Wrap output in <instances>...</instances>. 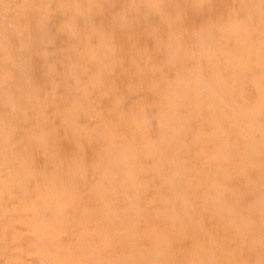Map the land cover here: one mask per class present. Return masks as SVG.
<instances>
[{
	"label": "rangeland",
	"instance_id": "374dc122",
	"mask_svg": "<svg viewBox=\"0 0 264 264\" xmlns=\"http://www.w3.org/2000/svg\"><path fill=\"white\" fill-rule=\"evenodd\" d=\"M262 72L264 0H0V264H264Z\"/></svg>",
	"mask_w": 264,
	"mask_h": 264
},
{
	"label": "bare ground",
	"instance_id": "6f19581e",
	"mask_svg": "<svg viewBox=\"0 0 264 264\" xmlns=\"http://www.w3.org/2000/svg\"><path fill=\"white\" fill-rule=\"evenodd\" d=\"M238 44H241V43H238ZM244 44H245V43H244ZM215 45H216V44H215ZM257 45H258V44H257ZM261 45H262V44H261ZM217 46H218V45H217ZM217 46H216V48L219 47V46H218V47H217ZM238 46H239V45H238ZM243 46H244V47H243ZM243 46H242V48L244 49V52H243L244 54H245L249 49H251V48H249V45L247 46V44H246V46H247V49L249 48L248 50L246 49L245 45H243ZM252 46H254V45L252 44ZM232 48H233V47H232ZM252 48H253V47H252ZM256 48H257V47H255V49H256ZM257 49H259V48H257ZM257 49H256V51H257ZM219 50H220V49H219ZM235 50H236V49H235ZM259 50H260V49H259ZM233 51H234V50H233ZM252 51H254V50H252ZM252 51H251V52H252ZM256 51H255V52H256ZM231 52H232V51H231ZM236 52H237V50H236L234 53H236ZM261 54H262V53H261ZM261 54H260V55H261ZM246 55H248V54H246ZM255 55H256V54H255ZM239 56H240V55H239ZM250 56H251V54H250ZM233 57H234V56H233ZM233 57H232V58H233ZM245 57H246V56H245ZM256 57H257V56H256ZM233 59H235V58H233ZM243 59H244V58H243ZM243 59H242V60H243ZM248 59H249V58H248ZM234 62H235V61H234ZM253 62H254V60L252 61V63H253ZM242 63H244V64L247 63V64H248V61H247V62H244V60H243V62H241V65H239V66H240L239 68H240L241 71H242L243 69H245V67L247 66V65L243 66ZM259 63H260V62H259ZM239 64H240V63H239ZM254 64H255V62H254ZM249 65H251V64H250V60H249ZM261 65H262V64H261ZM230 66H231V65H230ZM235 66H237V65H235ZM258 66H259V64H258ZM231 67H232V66H231ZM241 67H242V69H241ZM247 67H248V66H247ZM247 67H246V68H247ZM254 67H255V66H254ZM236 68H238V67H236ZM238 70H239V69H238ZM249 70H250V69H249ZM251 70H252V68H251ZM233 71H235V70H233ZM233 71H232V72H233ZM245 71H246V70H245ZM237 73H238V72H237ZM244 73H245V72H244ZM250 73H251V71H250ZM262 73H263V72H262ZM233 74H235V73H233ZM240 74H241V73H240ZM263 74H264V73H263ZM252 75H253V73H252ZM260 75H261V74H260ZM242 76H244V75H243V72H242ZM258 76H259V75H258ZM233 78H234V77H233ZM235 78H236V77H235ZM235 78H234V81L236 80V82H238L237 84H241V85H243V82H244V85H243V86H245V85H247V84H249V83H250L249 85L251 86V85L254 83V81H253V83L250 82V80H251L252 77H249L250 80H249V78L247 77L248 80H249V83H248V81H247V82L243 81V80H244L243 78H245V77H240V76L238 77V76H237V78H236V79H235ZM247 78H246L245 80H247ZM263 79H264V78H263ZM228 80H229V79H228ZM253 80H254V79H253ZM204 81H206V80H204ZM257 81H260V80L258 79ZM226 82H227V81H226ZM236 82H234V83H236ZM260 82H261V84H260L259 82H257L258 84H260V86L257 85V84L255 83L257 86H259V88H258V87H254V88H258L259 90H262V89H260V88H262V86H263L264 84H263V81H260ZM222 83H223V82H222ZM227 83H228V82H227ZM229 83H230V82H229ZM245 83H247V84H245ZM251 83H252V84H251ZM224 84H225V83H224ZM224 84H223V85H224ZM262 84H263V85H262ZM221 85H222V84H221ZM223 85H222V86H223ZM238 86H239V85H238ZM253 86H255V85H253ZM225 87H227V86H225ZM241 87H242V86H241ZM251 87H252V86H251ZM223 88H224V87H223ZM235 88H236V86H235ZM242 88H243V87H242ZM246 88H247V87H246ZM208 89H209V88H208ZM226 89H228V88H226ZM243 89L245 90V88H243ZM258 89H257L256 92H259ZM249 90H251V89H249ZM254 90H255V89H254ZM247 91H248V90H247ZM238 92H239V91H238ZM261 92H262V91H261ZM261 92H260V93H261ZM232 93H233V92H232ZM260 93H259V94H260ZM263 93H264V92H262L261 95H263ZM255 94H256V93H255ZM259 94H257V95L259 96ZM243 95H244V92H243ZM257 95H256V96H257ZM245 96H247L246 93H245L244 97H245ZM248 96H249V95H248ZM256 96H255V97H256ZM258 96H257V97H258ZM249 98H251V96H250ZM251 99H252V98H251ZM255 99H256V98H255ZM255 99H254V100H255ZM224 100H225V99H224ZM254 100H253V101H254ZM263 101H264V99H262L261 97H259L258 99L255 100V103H254V104H255L254 107L257 106L256 108H253V109H252L253 106L250 107V106H251L250 104H249L250 106H248V105H247V106H244L245 108L242 106L241 108L245 110L247 107H249V108H248L249 110L247 111V112H249V113H248V114H247L246 112H245V113H246V115H247L249 118H252V116L254 115V114H253L254 110L257 109V108H259V107H261V106L263 105L262 103H264ZM249 102H250V101H249ZM236 104H237V102H236ZM252 105H253V104H252ZM236 106H237V105H236ZM239 106H240V105H239ZM239 106L234 107V108H238ZM234 108H233V109H234ZM241 108L239 107L238 112H239V110H242ZM250 108H251V109H250ZM261 108H262V107H261ZM236 110H237V109H236ZM244 110H243V111H244ZM246 110H247V109H246ZM261 110H263V109L258 110V112H260ZM233 111L235 112V110H233ZM256 112H257V111H255V114H256ZM241 113H242V111H241ZM245 113H244V115H245ZM260 114H261V113H260ZM238 115L241 116L239 113L237 114V116H238ZM251 115H252V116H251ZM256 115H257L256 117H259V118H256L255 115H254V117H255L256 119H258V121H257L256 119H254V117H253V119L256 120V121H254V120L252 119V124L261 121V122H259L260 125H259V124H258V125L261 127V129H263L261 123L264 124V122H262V121H264V119H263L264 116L262 115L263 117H260L261 115H260V116H258L259 114H256ZM247 116H246V117H247ZM248 117H247V120H249ZM240 118H241V117H240ZM260 118H261L262 120H261ZM237 119H238V118H237ZM259 119H260V120H259ZM249 123L251 124V120L249 121ZM249 123H248V124H249ZM250 124H249V125H250ZM252 124H251V125H252ZM215 125H216V124H215ZM249 125H247V126H249ZM251 125H250V127H251ZM258 125H257V127H256L255 125H253V126H255L256 128L260 129ZM216 126H217V125H216ZM250 127H248V129H250ZM218 128H219V127H218ZM220 128H221V127H220ZM251 129H252V130H250L251 132H253L254 130H255V131L257 130V129H254V128H251ZM253 129H254V130H253ZM261 129H260V131H262ZM218 130H220V129H218ZM245 130H246V129H245ZM255 131H254V132H255ZM260 131H259V132H260ZM245 132H246V131H245ZM256 132H258V130H257ZM259 132H258V133H259ZM263 132H264V130H263ZM258 133H256V135H255V133H254L255 138H257L256 136L260 137L259 135L262 134L261 132H260L259 134H258ZM246 134H247V133H246ZM248 134H249V133H248ZM252 135H253V134H252ZM254 136H252V137H254ZM255 138H250V139H251V141H252V140H258V139H255ZM261 138H262V136H261ZM263 138H264V137H263ZM252 143H253V141H252ZM252 143H251V145H252ZM256 143H257V141H256ZM254 145H255V144H254ZM256 145H258V144H256ZM252 147H253V146H252ZM255 147H256V146H255ZM253 148H254V147H253ZM254 149H255V148H254ZM256 149H257V148H256ZM252 150H253V149H251V151H252ZM62 208H63V207H62ZM42 218H43V217H42ZM42 221H44V218H43ZM43 225H44V223H43ZM43 225H42V226H43ZM46 227H47V226H46ZM46 227H44V228H45V230L43 229L44 231L42 230V228H43V227H42V228L40 229V232H41V230H42V231L44 232V234H42V235H46V236H47L48 233H47V232L45 233V231H48V232H50V233H49V237H51V236H52V235H51V231H50V229H49L48 227H47V229H46ZM52 233H53V232H52ZM50 235H51V236H50ZM47 237H48V236H47Z\"/></svg>",
	"mask_w": 264,
	"mask_h": 264
}]
</instances>
